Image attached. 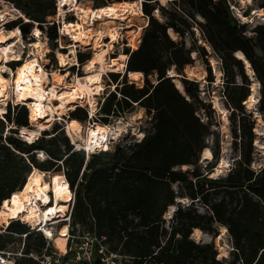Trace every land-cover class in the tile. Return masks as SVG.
I'll use <instances>...</instances> for the list:
<instances>
[{
  "label": "trees",
  "instance_id": "trees-1",
  "mask_svg": "<svg viewBox=\"0 0 264 264\" xmlns=\"http://www.w3.org/2000/svg\"><path fill=\"white\" fill-rule=\"evenodd\" d=\"M5 1L28 19L12 20L5 24L6 30L18 28L23 38L34 24L41 32L45 25L48 39H57L58 26L47 24V18L55 16V0ZM121 1L128 0H100L95 8ZM167 2L169 6L159 5V0H141L147 25L137 48L123 50L128 58L122 81L120 74L109 73L115 88L103 98L102 117L96 119L106 125L109 117H119L136 105L149 116L150 130L137 142L92 153L86 160L83 151L73 150L67 137L56 133V125L48 139L44 138L49 135L46 130L32 142L19 137V128H29L28 109L8 103L0 115V206L23 187L33 167L52 170V176H64L74 193V222L86 225L91 219L94 232L106 237L110 250L129 257L133 264H264V157L258 170L251 169L254 121L245 125L250 116L242 107L249 83L242 61L234 56L235 52L243 55L261 85L258 110L264 118V23L248 36L245 25L231 17L227 0ZM252 3L264 12V0ZM193 27L220 59L226 78L223 94L232 108L234 140L239 141L234 167L218 178L209 177L211 168L204 174L197 165L208 134V127L195 114L197 83L181 78V92L168 76L170 69L183 75L184 66L193 62L192 52L206 55L194 39L193 45L186 44ZM90 57L89 51L76 52L80 66ZM128 72L142 73L143 86L127 83ZM237 76L241 84H236ZM68 118L81 123L88 115L77 106ZM37 152L47 159L39 163L32 155ZM184 166L191 169L181 170ZM176 198L187 199L189 205L177 206L166 227L163 216ZM196 204L205 212H198ZM222 226L232 245L227 260L217 258L212 243H196L190 238L193 229L215 238ZM21 243L24 256L14 258L13 264H37L26 256L41 252L46 241L16 220L0 234V251L15 244L19 249Z\"/></svg>",
  "mask_w": 264,
  "mask_h": 264
},
{
  "label": "bare ground",
  "instance_id": "bare-ground-1",
  "mask_svg": "<svg viewBox=\"0 0 264 264\" xmlns=\"http://www.w3.org/2000/svg\"><path fill=\"white\" fill-rule=\"evenodd\" d=\"M57 1L59 14L64 9H67L66 11L74 12L76 16V21L63 22L61 28L62 35L69 36L70 43L73 46H92L93 54L83 64L85 77L79 78L78 76L70 84L67 81V74L51 73L49 87L46 88L44 83H48V78L42 67L38 65L37 58H35L39 53L40 44L38 42L32 43L36 53L35 57L24 61L17 68L12 80L16 101L26 104L29 111L28 118L32 129L22 127L18 131L19 136L28 142L34 141L39 137L40 132L46 130L53 123V120L57 116H60L64 110L72 109L73 106H82L85 103L89 107L88 110L91 111L89 114L91 116L92 109L95 107L94 96L98 95L99 91L102 90L103 72L116 73L120 71L124 72L125 70L128 56L124 52L109 59L106 58L107 53L117 43L120 31L133 27L134 18L144 17V23L136 26V33L132 39V43L128 45L134 50L140 41V33L147 25V18L141 10V0L114 2L95 9L84 8L77 0ZM159 1L164 3L166 0ZM246 1L251 3L252 0ZM156 13L157 11H155ZM59 14L57 15L59 16ZM255 14L264 19V12L262 10H255ZM5 16H10V14L0 13V19H5ZM104 19L114 26L117 25V27H108L104 31L95 30L94 23ZM24 20L28 21L26 17H24ZM39 35L40 30L37 27L34 28L33 37L38 39ZM102 37L107 38L109 42L105 44ZM20 43L21 33L18 28L11 30L0 28V105L6 103V100L10 96V81L2 75L6 67L2 64L19 57L18 45ZM72 55H74L72 48H70L68 55L58 54L61 65L64 67L68 65L69 58ZM235 55L244 63L245 70L252 77L251 67L243 55L240 52H235ZM212 64L215 74L218 76L220 73L216 69L217 63L212 61ZM168 76L174 79V76H177V74L173 70H168ZM127 77L130 84H136L138 87H141L143 84V75L140 72H128ZM176 87L180 89L178 82ZM255 93L256 89L252 88L251 93L244 102L247 108L256 104ZM53 100L57 101V104L54 105ZM3 110L0 106V113ZM222 114V120L226 122V114L224 112ZM255 117L258 118L257 115ZM11 128L15 127L11 126ZM66 133L75 143L77 140H82L85 149L90 150L91 148L106 149L107 141L115 140L123 133V130L119 127L115 128L109 125L101 126L96 124V126L88 130L86 138L83 139L80 122L75 119H69L66 123ZM259 135L264 138V134L259 133ZM260 148L264 150V145ZM211 156L212 153L208 148L202 150V158L204 160L210 159ZM224 164L225 162L221 159L217 166V172L223 168ZM216 174L218 173H214V175ZM72 202V190L68 188L62 174L50 176L49 182H47L45 172L33 167L27 175L23 187L12 193L8 199L2 202L0 206V226H8L9 223L16 220L23 221L26 225L32 227V229L42 225L43 233L49 243L52 244L51 247L64 252L68 231L67 221L71 212ZM171 213L172 211L169 209L167 215L169 216ZM221 231L223 234H228L226 228L223 226L221 227ZM202 235L199 229H193L191 238L199 242Z\"/></svg>",
  "mask_w": 264,
  "mask_h": 264
},
{
  "label": "rangeland",
  "instance_id": "rangeland-1",
  "mask_svg": "<svg viewBox=\"0 0 264 264\" xmlns=\"http://www.w3.org/2000/svg\"><path fill=\"white\" fill-rule=\"evenodd\" d=\"M78 3L88 9H94L99 4L100 0H77ZM58 1L55 0V16L54 17H48L47 18V24L51 25L52 23H55L56 26H58V36L57 39L52 41L48 39V32L46 29V26L43 25L44 31H40L39 38L33 37V29L36 28V24L33 25L30 32L24 36L21 37V43L18 45V51H19V57L15 60H9L6 62H3L2 65H5V70L2 75L9 79L10 81V96L6 100V103L3 105H0L2 107V110L4 113L5 108L8 103H11L12 105H24L27 108L26 104L19 103L16 101L14 96V90L12 85L13 75L16 72L17 68L24 63L28 58L33 59L35 57V49L32 46L33 42H38L40 44V50L39 53L36 55L35 58H37L38 65H40L48 78V83H44V86L46 88L49 87V80H51V75L53 73L58 74H67L68 79L67 81L72 84L79 76V78L85 77V72L83 71V65H79L76 61V52L78 50L80 51H89L90 55L93 54L92 46L88 47H81L78 45H74L70 43L69 36L62 35L61 28L63 22H72L76 21V16L74 12L66 11L67 9H64L60 14L58 13ZM159 5L161 6H169L167 0L164 3H161L159 1ZM228 9L230 12V15L233 19H236L237 22L243 23L245 25L246 34L252 35L251 31L252 29L261 23H264V19L261 17H258L255 14V6L252 3L247 2L246 0H227ZM69 12V13H68ZM0 13H9L10 16H5V19H0V28L3 30H6L5 24L12 21L20 19L22 22H26L24 20L23 13L10 1L0 0ZM59 14V16L57 15ZM64 14V15H63ZM21 15V16H20ZM156 17H160L158 13L155 14ZM144 17L134 18L133 19V27L123 29L120 31L119 38L117 43L114 44V47L111 51L107 53L106 58L109 59L110 57H114L117 54L123 52L124 49H129L132 51L133 49L130 48L128 45L132 43V39L136 33V26H140L144 23ZM107 20H100L96 21L94 23V29L97 31H104L108 27H117V25H112ZM193 36L186 38V44L187 46H191L194 44L193 39L195 40V44L202 47L205 51L206 55L202 56V54L197 55V53L192 52L191 53V59L192 64L188 66H184L183 68V75H178L177 77H174L175 85L180 84V91L182 92V86L180 83V79L184 78L189 81H193L197 83V90H196V101L194 102L195 110H196V116L199 118V120L205 124L208 127V134L205 137L204 143L205 148H208L212 156L208 160H204L202 158V152L200 153L199 160H198V167L201 172L205 174V171H207L209 168H211V174L209 177L212 178H218L226 175L230 169H232L235 165V161L239 158L238 150H236V145H238L239 141L234 140V125L231 121L232 119V108L228 105L227 100L225 98V95L223 94L224 88H225V75H223L221 70V62L219 57L212 51V49L209 47V45L202 39V36L200 32L193 27ZM142 33V32H141ZM140 33V36H141ZM171 37L174 38V35L170 32L169 33ZM102 40L106 43L109 42V40L105 37H102ZM55 43V47H53V44ZM71 45V46H70ZM138 46V44H137ZM70 48L74 50V55H72L69 58V64L65 67L61 65L58 54H65L68 55V52L70 51ZM63 49V50H62ZM33 54V55H32ZM75 59H74V58ZM34 58V59H35ZM212 61L217 63L216 69L219 71V75L217 76L215 74V69L212 64ZM19 63L18 65H11ZM14 66V67H13ZM244 66V63H243ZM74 67V68H72ZM173 70V69H170ZM191 71V72H188ZM209 71V72H208ZM244 71L248 79L249 83V94L251 93L252 88L256 89L255 98L257 100L256 104L251 106L250 108H247L245 105V100L242 103L243 110L246 112L247 115L250 116L249 118H245L244 122L245 125H248V122L254 121L253 128H252V135H253V154H252V163H251V169L258 170L262 166V160L264 157V150H262L260 147L264 145V138L259 135V133L264 134V118L262 113L258 110V100L260 98V91H261V85L259 81L257 80L254 72L253 76L250 77L247 71ZM193 72V73H192ZM52 73V74H51ZM109 71H104L102 74V90L99 91L98 95L94 96L95 98V107L92 109L91 116L89 115L91 111H89L88 105L85 103L82 106H78L86 110L88 115V120L81 122V136L83 139L86 138L88 130L92 129L94 126L97 125H103L110 127H119L123 130V133H121L115 140H108L107 141V148L106 150H113L116 145H128L132 144L134 142H137L141 140V138L144 136V134L150 130V118L146 114L145 110L139 106H133L130 112H126L122 114L119 117H109L107 124H103L102 122H97V118L102 117V114L99 112V108L101 103L103 102V98L106 97L110 92L114 91L115 84H113L110 81L109 77ZM120 74L119 81H122V78L125 74V70L116 72ZM189 73V74H188ZM11 74V75H10ZM212 77L211 81L209 77ZM126 77V76H125ZM150 79L154 82L155 78L150 77ZM128 80V81H127ZM127 83H129L128 77L126 78ZM236 84H241V79L237 76L235 79ZM130 84V83H129ZM135 87H138L136 84H134ZM143 84L141 85V87ZM118 96V95H117ZM248 98V97H247ZM53 104H57V101L53 100ZM75 107L73 106L72 109L64 110L60 116H57L53 123L50 124V126L46 129L48 131V136H45L44 138H50L53 136L54 131H52V128L54 125L58 126V129L56 133L60 134V132L67 137L69 143L73 146V150H80L83 151L85 159L90 160L92 157H90V154H88L85 150L84 142L82 140H77V142H73L70 137L66 133V123L68 122V113L72 111ZM28 109V108H27ZM29 112V111H28ZM224 112L226 114L227 121L224 122L222 120ZM258 116L256 118L255 116ZM89 118H91L89 120ZM29 123V118H28ZM118 123H120L118 125ZM29 128L32 129L31 124L29 123ZM63 129V130H62ZM43 132V131H42ZM39 133L40 134L42 133ZM19 136V132H18ZM20 137V136H19ZM27 141V140H26ZM76 141V139H75ZM76 144V145H75ZM79 145V146H77ZM77 146V147H76ZM34 158L40 163L47 159V156L42 153H33L32 154ZM223 159L225 162L222 169H220L219 172H217V166L220 162V160ZM179 169V168H178ZM183 171L191 169L189 166L181 167L180 168ZM60 172H62V167H60ZM45 172V179L47 182H49V178L51 175V171H43ZM214 173H218L214 175ZM175 191L177 190L176 186H173ZM73 193V191H72ZM180 198H176L174 205L171 208H167L166 213L163 216V219L165 221V226L168 227L173 212L176 210L177 206H187L189 205V201L187 199L178 200ZM198 212H205L204 208L201 207L200 204L195 205ZM171 209L172 213L171 215H167V212ZM73 207L71 209V212L69 214V220L67 221L68 229H73V232L76 233L77 230L79 232L83 233H94L93 226H92V220L87 219L86 225H80L73 220L72 216ZM20 223H24L21 220H19ZM77 229V230H76ZM202 232V231H201ZM201 240L196 243H212L214 245V248L217 251V258L219 260H227L229 258L230 252L232 250L231 240L228 234H223L221 231V227H218V235L215 238H212V236L202 232ZM191 238V235H190ZM24 239V238H22ZM193 240V238H191ZM23 241V240H22ZM33 243V240L31 241ZM30 242V243H31ZM52 244L50 243V246ZM7 251L15 253L17 252V244L9 246ZM32 264V263H30ZM121 264H133V262L129 259L121 260Z\"/></svg>",
  "mask_w": 264,
  "mask_h": 264
},
{
  "label": "built area",
  "instance_id": "built-area-1",
  "mask_svg": "<svg viewBox=\"0 0 264 264\" xmlns=\"http://www.w3.org/2000/svg\"><path fill=\"white\" fill-rule=\"evenodd\" d=\"M73 203L74 193L72 207ZM27 226L31 231L40 233L46 241V247L42 249L41 252H33L26 256L37 264H121V260L129 259L127 256L120 255L118 252L110 250L106 237L102 235L99 236L95 232L92 234L83 233L76 229L77 231L74 233L73 229H68L65 251L60 252L50 246L49 241L43 233L42 225L35 229H32L29 225ZM6 227L7 226H0V234L5 233ZM24 236L25 235H23L22 238H24ZM22 249L23 243H21L19 249L15 253L9 252L6 249L0 251V264H13L14 258L24 256L22 254Z\"/></svg>",
  "mask_w": 264,
  "mask_h": 264
},
{
  "label": "water",
  "instance_id": "water-1",
  "mask_svg": "<svg viewBox=\"0 0 264 264\" xmlns=\"http://www.w3.org/2000/svg\"><path fill=\"white\" fill-rule=\"evenodd\" d=\"M235 57H236V55H234ZM237 58V57H236ZM238 59V58H237ZM249 64V63H248ZM250 66V65H249ZM252 70V69H251ZM174 77H177V78H179L178 76H174ZM20 131V130H19Z\"/></svg>",
  "mask_w": 264,
  "mask_h": 264
}]
</instances>
